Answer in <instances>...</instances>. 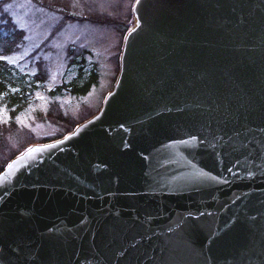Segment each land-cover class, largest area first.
I'll use <instances>...</instances> for the list:
<instances>
[{
  "label": "water",
  "instance_id": "95a60500",
  "mask_svg": "<svg viewBox=\"0 0 264 264\" xmlns=\"http://www.w3.org/2000/svg\"><path fill=\"white\" fill-rule=\"evenodd\" d=\"M132 15L96 117L0 173V264H264V0Z\"/></svg>",
  "mask_w": 264,
  "mask_h": 264
},
{
  "label": "rangeland",
  "instance_id": "374dc122",
  "mask_svg": "<svg viewBox=\"0 0 264 264\" xmlns=\"http://www.w3.org/2000/svg\"><path fill=\"white\" fill-rule=\"evenodd\" d=\"M37 1L39 4L32 0H8L3 6L4 10L7 5H12L4 13L23 33L19 53L8 57V63L31 76L37 74L38 69L45 75L42 89L34 94L27 113L17 120L18 137L10 141L13 147L20 142V136L28 132L36 142L55 140L66 135L74 125L99 113L105 96L115 85L123 37L131 23L135 2L62 0L65 6L58 7L54 0H45L46 4H42V0ZM82 56L86 70L95 69L97 83L85 96L72 98L64 94L50 97L48 92L75 77L76 68L67 70L70 59ZM53 108L64 115V122L41 118ZM37 113L40 117L36 116ZM1 122L6 123L5 119Z\"/></svg>",
  "mask_w": 264,
  "mask_h": 264
},
{
  "label": "trees",
  "instance_id": "16d2710c",
  "mask_svg": "<svg viewBox=\"0 0 264 264\" xmlns=\"http://www.w3.org/2000/svg\"><path fill=\"white\" fill-rule=\"evenodd\" d=\"M32 1L39 4L37 0ZM6 2L8 0L0 2V153H2L0 155L2 158H0V172L6 163L22 153L28 146L52 140L36 142L32 139L31 133L28 132L27 135L20 136V142L17 143L16 147L11 145V138L18 137L17 120L20 115L27 113V107L31 104L34 94L42 89L45 75L42 70L38 69V73L31 76L28 73L18 71L8 63V57L19 53L23 43V33L12 24L9 17L4 13L3 6ZM53 3L57 4L58 7L65 6L62 0H54ZM42 4H46L45 0H42ZM84 62L83 56L79 59L71 58L67 70L72 67L76 68L75 77L68 83H63L60 87L48 92V95L52 98L64 94L72 98L85 96L91 86L97 83V74L94 68L87 71L86 65H83ZM36 116L40 117V114L37 113ZM45 116L42 115L41 118L47 121L64 122L65 120L64 115L60 114L56 108L51 109ZM1 119H5L6 123H2ZM14 133L17 135H13Z\"/></svg>",
  "mask_w": 264,
  "mask_h": 264
},
{
  "label": "snow or ice",
  "instance_id": "6c2138e0",
  "mask_svg": "<svg viewBox=\"0 0 264 264\" xmlns=\"http://www.w3.org/2000/svg\"><path fill=\"white\" fill-rule=\"evenodd\" d=\"M11 7H12V5H7V6L5 7V9H4V10H5V12H7V11H8V9H9V8H11ZM30 151H31V150H30Z\"/></svg>",
  "mask_w": 264,
  "mask_h": 264
}]
</instances>
